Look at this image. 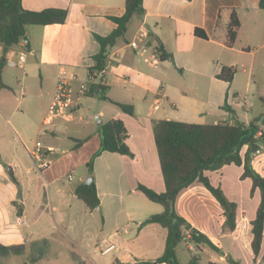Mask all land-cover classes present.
Returning <instances> with one entry per match:
<instances>
[{"label": "crops", "instance_id": "1", "mask_svg": "<svg viewBox=\"0 0 264 264\" xmlns=\"http://www.w3.org/2000/svg\"><path fill=\"white\" fill-rule=\"evenodd\" d=\"M261 1L144 0L146 12L137 17L134 35L126 37L127 42H120L112 49L104 73L92 81L89 72L94 65L93 55L100 49L94 34L108 35L113 31L116 23L110 17L125 12V0H22L26 9L62 7L68 8L69 15L62 24L27 26L26 36L31 50H25L26 41L23 39L7 52L8 61L2 74L5 87L0 85V242L5 245L25 244L27 249L23 254H28L27 262L30 243L47 238L51 242L49 255L32 264H58L63 246L71 255L66 264H144L161 256L165 250L167 229L158 223L143 226L141 223L151 214L163 211L164 207L143 202L145 195L138 190V185L142 183L158 192L165 191L153 121L171 119L167 116L169 114L164 115L165 109L160 111L165 99L170 103L174 99L176 102L172 106L182 104L185 109L187 100L193 99L190 95L194 88L188 89L177 77H171V68L183 75L186 67H191L206 76L209 85L204 92L210 99L217 94L218 82L227 84L229 88L235 84L238 68L253 72L258 55L264 50V7L260 5ZM233 10L237 12L241 26L235 43L229 46L227 28ZM196 27L203 29L207 38L196 35ZM140 30L149 33L145 56L129 45ZM157 38L173 53L172 60L159 59ZM3 53L4 47L0 44V56ZM199 63L206 68L203 69ZM223 65L236 67L231 83L217 77ZM35 68L40 70L49 88L48 95L42 94L39 99L23 92L21 95L25 94L22 103L25 102L27 108L36 102L43 106L36 117L31 114L32 108L22 110L13 105L14 88L9 78V73L13 72L17 83L27 92L26 80ZM19 69L24 70L22 75H18ZM61 75L67 78L75 76L72 82L76 87L86 83L90 89L93 84L101 83L107 87L106 94L111 99L132 104L134 114L122 111L108 100L87 94L82 99L96 98L112 103L115 106L112 114L105 116L104 111H95L94 116L97 113L101 115L96 123L84 118L83 103H80L72 111L60 114L51 128H43L45 113ZM118 84L124 85L122 89L117 88ZM223 90L218 91L216 108L208 101H194L193 111L200 117L212 112L231 113L222 103L227 102L229 109L234 110L230 98H236L238 94ZM234 112L233 120L225 121L233 122L237 118ZM113 118L125 123L127 143L133 155L104 151L95 157L92 174L96 175L101 162L106 167L113 166L122 175L125 189L115 192L96 182L101 208L90 209L76 195L75 187L92 175L87 163L100 149V126ZM217 122L222 121L213 123ZM42 133L45 135L44 143L40 141ZM28 134L36 137L32 147L39 141L44 147L55 148L47 155L50 160L47 168L39 169L30 156L28 150L32 147L24 140ZM63 137L73 144L61 146ZM75 139L85 140L76 146ZM247 148L248 145L243 147L242 154ZM252 152V165L264 176V145H259ZM9 165H12L13 175L7 170ZM35 169L39 171L36 175L39 181L49 190V201L45 204L37 192L33 196L36 190L33 191L30 185L25 188L26 175ZM77 169L82 171L75 182ZM243 171V166L228 164L220 170L206 172L212 184L220 186L238 205L236 228L232 232L223 230L224 209L202 183L195 182L181 191L176 200L177 211L194 228L205 233L220 251L205 246L197 251L193 244L186 243L178 247V256L179 250L186 248L201 252L210 264H264V236L257 262H254L252 249L251 222L256 217L261 193L258 188L252 192V179H243ZM15 176L17 180L13 179ZM64 176H68L67 180ZM114 194L120 195L121 200L106 210L104 196L112 197ZM133 199H140L142 206L139 208ZM68 242L76 249H69ZM12 255L0 258V264H11ZM188 257L190 259L189 252Z\"/></svg>", "mask_w": 264, "mask_h": 264}, {"label": "trees", "instance_id": "2", "mask_svg": "<svg viewBox=\"0 0 264 264\" xmlns=\"http://www.w3.org/2000/svg\"><path fill=\"white\" fill-rule=\"evenodd\" d=\"M260 5L264 7V0ZM145 12L144 0H125V12L120 16L110 17L116 23L113 31L108 35L94 34L100 49L93 55L94 65L90 71L105 70L112 49L120 43V40L127 42L125 35L129 22L134 16H143ZM68 15V8L48 7L42 10H30L23 7L22 0H0V44L9 51L23 41L24 36L27 35V26L62 24L66 22ZM240 26V18L233 10L227 28L229 46L235 43ZM195 34L207 38L205 31L199 27L195 28ZM25 50H31L29 41L25 43ZM7 52L0 56V85L2 87H5L2 74L8 61ZM157 53L161 61L173 59V53L166 49L160 38H157ZM236 71L234 65H223L217 77L231 83ZM106 91L107 87L96 83L88 89L87 94L108 100L118 105L122 111L134 114L135 108L132 104L115 101L106 94ZM225 108L235 115L234 110L229 109L231 107L227 102ZM153 130L166 188L165 191L158 192L140 183L138 190L149 200L161 204L164 209L148 216L141 225L158 223L167 229V237L163 254L154 261L144 264H182L178 256V247L186 243L193 244L197 251H201V246L220 251L205 233L194 228L177 211L176 200L185 188L195 182L202 183L224 209L223 230L232 232L236 228L238 205L227 197L220 186L213 185L209 176L206 175L207 171L220 170L228 164L243 166L244 171L241 177L252 179V192L258 188L261 193L256 217L251 222L252 249L254 262H257L264 236V176L252 165V145H264V133L258 126L257 120L245 124L237 118L233 122L217 123L155 119ZM100 134V149L87 163L91 174L94 170L95 157L104 151L133 155L127 143L128 130L123 120L113 118L104 122L100 126ZM84 140L75 139L76 146ZM245 145H248V148L242 154ZM75 193L90 209H95L101 204L96 186L81 182L75 187ZM26 249L25 244L5 245L0 242V258L12 254H23ZM29 249V259L24 264H32L47 257L51 251V242L47 238L32 241ZM188 252L190 254L188 264H201V252L196 253L191 249H188ZM118 264L130 263L118 262Z\"/></svg>", "mask_w": 264, "mask_h": 264}, {"label": "rangeland", "instance_id": "3", "mask_svg": "<svg viewBox=\"0 0 264 264\" xmlns=\"http://www.w3.org/2000/svg\"><path fill=\"white\" fill-rule=\"evenodd\" d=\"M138 16H135L132 18V21L129 22L127 32H126V37L131 38L134 33L135 29L138 26V22H135ZM29 27V26H28ZM34 27V26H31ZM36 27V26H35ZM32 29H38V28H32ZM120 42H123V40H120ZM118 46V44L116 45ZM205 64V61L203 62ZM198 64V63H197ZM199 65L204 69L206 68L205 65L202 63H199ZM191 67H186L184 74L182 75L178 70H175L174 68H171V73L173 76L171 77H177L181 82L182 85L185 87H190L194 88V92L191 93V97L193 99H188V104L186 106V109L183 107L182 104L178 105L177 107L172 106L171 104L174 101V99H171V103L169 100H164V102L161 105V110L165 109L164 115L170 116L171 119L174 120H180L183 119L184 121L188 120L189 122H198V123H213L215 120L217 121H225L227 119L233 120L234 115L232 113H206L202 115L203 117H200L198 113H195L192 109L191 106H194V101L202 102V101H208L212 103V107L216 108L218 105V91H222V89L225 90V92L233 93L237 92L238 97L233 98L231 96L230 101H232V108L236 111L237 115V120L240 122H243L245 124H248L251 121L257 120L258 126L264 131V50H262L259 55L258 59L256 61V68L252 72L249 69V72H244L242 68H238L237 72V78L235 81L234 85H231L230 88L228 87L227 84L223 82H218V86L216 88L217 94L213 98H208L206 93L204 92V89H207L209 85V79L204 76L199 74L198 72L193 71L190 69ZM194 68V67H193ZM249 68V67H248ZM19 74L22 75L24 73L23 69H19ZM9 78L12 79V87L14 88L13 91V96L15 97V100H13V105L22 109V110H31V114L36 117L38 115L39 109L43 108V106H39L40 103H33V105L29 108H27L25 102H23V96L25 94H29L33 96L34 99H39L40 95L47 96L49 92V88L47 87V84L43 81L41 72L38 68H35L31 71L29 74V77L26 80V88H22L16 81L15 75L13 72L9 73ZM90 83V82H89ZM124 85L123 84H118L117 88L122 89ZM223 90V91H224ZM21 92L25 93L24 95H21ZM7 93V92H6ZM97 97V96H95ZM98 98V97H97ZM179 100V99H177ZM81 104L83 103V113H84V118H89L92 119L94 122H98V115L97 113L95 116V111L101 110L104 111L105 116H109L112 114V111L115 109V106L108 102V101H101L99 99H89L85 100L82 99ZM193 103V104H191ZM222 106L225 107L226 103L223 102ZM194 108V107H193ZM172 112V113H171ZM187 112L188 114H185ZM180 118V119H177ZM191 120H196V121H191ZM43 127V126H42ZM51 128V126H44L43 128ZM43 132V131H42ZM32 135H27L25 136L24 140L28 143V146L33 145L34 140L36 137ZM52 137V136H50ZM29 138L31 140L29 141ZM19 143L20 139L17 137ZM40 141L42 143L45 142V135L42 133L40 137ZM69 144H73V141H70L67 137H63V140L61 141V146H66ZM9 167H12V165H9L7 167V170ZM82 169H77L75 172L76 174V179L81 175ZM9 172V171H8ZM39 171L35 169L32 174H27L26 175V186L27 188L28 185H30L31 189L34 192L33 196H35L37 192V196L40 197L45 204L46 202L49 201V190L46 185H43L41 181H39L38 175ZM94 177V181L99 182L103 186H106V188H110L114 190L115 192H119L118 189H125V185L123 186V177L119 173L118 170H116L113 166L106 167L104 163L101 162L97 166L96 169V175L92 174ZM68 176H64V180H67ZM89 177V176H88ZM13 179L17 180L16 176L13 177ZM111 186V187H110ZM117 194V193H116ZM121 200L120 195H106L104 196V208L107 210L110 207L113 206V204H118ZM143 202L150 203L151 205H156L159 206L161 204L156 203V202H151L147 197L143 196L142 197ZM133 201L136 203V205L140 208L142 206V201L140 199H133ZM101 208V206H99ZM150 210V209H149ZM100 211V210H99ZM100 214V212H98ZM67 247L69 249H72L74 246L72 243L68 242L66 243ZM74 249H76L74 247ZM188 250L185 249H180L179 250V258L181 260L182 264H188L189 257H188ZM71 253V252H70ZM11 264H23L26 262L28 254H19V255H12L11 256ZM71 255L69 254L68 250L64 248V246L61 249V255L58 260V264H66L68 261H70ZM201 264H210L206 256H202L201 259Z\"/></svg>", "mask_w": 264, "mask_h": 264}, {"label": "built area", "instance_id": "4", "mask_svg": "<svg viewBox=\"0 0 264 264\" xmlns=\"http://www.w3.org/2000/svg\"><path fill=\"white\" fill-rule=\"evenodd\" d=\"M148 39L149 33L145 30H140L134 39L129 43V45L140 55L145 56L148 48ZM104 73V70L101 71H90L89 79L95 81ZM72 78H67L64 75H61L58 84L56 87L55 94L48 106V109L45 113L43 119V125L49 126L52 125L55 119L62 113L72 111L77 108L80 104L82 97L87 95V85L86 83H81L79 87H76ZM30 156L36 162V165L39 169H45L50 165V160L47 155L55 151L54 147H44L39 141H36L34 146L28 150ZM71 177V175H70ZM113 246L106 249L109 250Z\"/></svg>", "mask_w": 264, "mask_h": 264}, {"label": "water", "instance_id": "5", "mask_svg": "<svg viewBox=\"0 0 264 264\" xmlns=\"http://www.w3.org/2000/svg\"><path fill=\"white\" fill-rule=\"evenodd\" d=\"M23 39H24L26 42L29 41L27 36H24ZM7 51H8L7 48H4V53H6ZM258 148H259V145H257V144L252 145V150H253V151L257 150ZM8 171L10 172L11 175L14 174V171H13L12 167H9V168H8ZM85 182H86L87 184L91 185V186H95L94 177H93L92 175H90V176L86 179ZM99 209H100V208H99Z\"/></svg>", "mask_w": 264, "mask_h": 264}]
</instances>
